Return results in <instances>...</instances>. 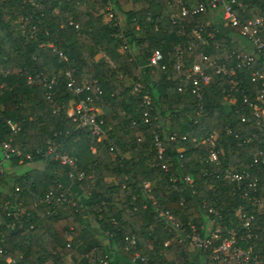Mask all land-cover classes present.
<instances>
[{
	"label": "trees",
	"instance_id": "obj_1",
	"mask_svg": "<svg viewBox=\"0 0 264 264\" xmlns=\"http://www.w3.org/2000/svg\"><path fill=\"white\" fill-rule=\"evenodd\" d=\"M31 1L0 0V140L20 151L6 159L0 148V264L9 256L12 264H112L105 247L88 240L91 229L132 264H201L160 211L200 231L213 207L223 229L244 230L239 206L252 216L250 239L264 257V165L254 160L264 151V126L248 113L260 90L251 71L263 59L233 75L210 69L203 110L183 78L201 54L235 66L236 54L249 48L239 27L217 9L176 16L180 1L191 8L200 0ZM237 13L242 22L262 15L264 38V0H244ZM155 48L165 69L152 72ZM66 71L74 87L90 89L75 93ZM86 95L98 97L100 140L67 114ZM215 131L220 165L209 162L202 143ZM62 154L75 167L62 164ZM225 169L248 171L255 186L238 188ZM47 193L74 204L47 202ZM136 253L147 261H133Z\"/></svg>",
	"mask_w": 264,
	"mask_h": 264
},
{
	"label": "built area",
	"instance_id": "obj_2",
	"mask_svg": "<svg viewBox=\"0 0 264 264\" xmlns=\"http://www.w3.org/2000/svg\"><path fill=\"white\" fill-rule=\"evenodd\" d=\"M243 2L244 0H200L196 2L195 5H192L191 8H188L187 5L180 1L181 6L176 16H182L188 13L194 14L206 11L207 9H217L220 11L223 21L239 27L240 37L249 44V48L236 54L237 63L235 66L232 65L226 67L224 64L209 61L206 55L201 54L199 58L193 61L191 66L185 69V75L183 78L191 82V91L196 97L199 109L203 110V102L205 99L201 86L210 81V74L208 72L210 69H212L214 73H226L227 75H233L237 67H250L260 58L263 59V61L258 65L253 66L251 71L252 80L257 81L260 90L255 95L254 101L249 103L250 110L248 113L256 119L254 123L255 125L264 126V38L259 35L261 31L260 28L263 23V16L261 15L242 22L239 19L237 12ZM189 47H191V45ZM174 55L179 58L182 57L183 51L180 46L175 47ZM162 60L163 53L160 49L155 48L151 51V55L148 57L147 65L151 68L152 72L155 71V69L164 70L165 64ZM175 67L181 69V61H177ZM66 76L67 86L71 87L75 93H82L84 90L90 89L89 85L74 87V79L71 76V71H66ZM179 89H181V87H179ZM98 91L100 92L101 90L98 89ZM97 99V95L93 97L91 95H86L75 102L68 109L67 114L77 122L79 127H86L90 130V133L97 138V140H100L102 134L104 133V119L99 116V111L95 103ZM144 101L145 103H149V97L145 96ZM247 116V114L243 113L240 116L241 120L246 121ZM10 123L14 128L15 124L12 122ZM228 132H232V130H228ZM218 137V133L215 131L202 140V143L207 145V156L209 162L215 165H220L219 149H217ZM157 145L158 152L161 155L163 150L162 146L160 143H157ZM0 148L3 152L4 158L6 159L13 153H16L17 155L20 154L19 150L12 147L11 144L5 140H0ZM254 156L255 162L260 159V163L264 165V151L262 149L255 151ZM59 159L62 164H68L75 167L74 159L67 154H62ZM2 174L3 171L0 169V178ZM225 174L226 178L230 181L236 182L238 188H240L241 185L245 187L243 181L248 182L250 186H255V181L257 179V177L251 178L249 172L245 170L239 171L236 169H225ZM82 176L83 173H80L78 178H81ZM185 180L188 183H191V178L189 176H185ZM173 188H176V184L174 183ZM144 189L148 193L151 191L149 182H144ZM15 190H18V187H15ZM246 194L247 192H245V195ZM53 199L56 202L68 201L74 204L72 198H67L62 193L56 195L55 197H53L51 193H47L43 198V200L47 202H50ZM208 211L213 216L208 218L206 225L203 226L200 231L195 223L189 222L186 225H182L181 223L175 221L173 215L168 210L160 211V214L164 215V217L170 221L174 233L180 242H185L189 245L192 251L200 252L201 264H264V257H261L256 252L253 242L250 239L252 216L248 215L243 210V207H238L236 215L238 217V221L241 223V228H244V230H240L238 225L232 226L229 229L226 227L223 229L217 221V219L221 218V214L218 210L213 207H209ZM223 231H226L228 236L222 235ZM129 242L134 244V238H129ZM166 243H168V241ZM1 252L2 250L0 249V254ZM135 258H139L145 262L147 261L146 256H140L138 253L135 254V257L132 260L134 261ZM13 262L14 259L12 257L9 256L6 258L7 264H12Z\"/></svg>",
	"mask_w": 264,
	"mask_h": 264
},
{
	"label": "crops",
	"instance_id": "obj_3",
	"mask_svg": "<svg viewBox=\"0 0 264 264\" xmlns=\"http://www.w3.org/2000/svg\"><path fill=\"white\" fill-rule=\"evenodd\" d=\"M8 185L11 186L12 182H9ZM92 224H93V227H96L98 225L94 221L92 222ZM88 236H89L88 240L89 239L90 241L93 240V242L96 241L105 247V249L108 251L109 260L112 264H132V262L129 261L124 256L116 255L115 251L112 249V246L109 244L108 239L106 238L104 234L96 232V230L94 229L93 230L91 229L90 232L88 233ZM82 246H84V244Z\"/></svg>",
	"mask_w": 264,
	"mask_h": 264
},
{
	"label": "rangeland",
	"instance_id": "obj_4",
	"mask_svg": "<svg viewBox=\"0 0 264 264\" xmlns=\"http://www.w3.org/2000/svg\"><path fill=\"white\" fill-rule=\"evenodd\" d=\"M117 15H118V16H119V18H120V22H121V24H123V23H124V20H123V18H124V15H123V13H122V12H118V14H117ZM107 17L109 18V17H110V15H108V16L106 15V18H107ZM0 155H1V154H0ZM33 164H34V163H33ZM29 165H32V163H30ZM36 165H37L38 167H39V166H41V164H40V163H37ZM4 166H5V168H7V167H6L7 165H4ZM23 169H24V167H22V168H19V170H18V171H19V172H21V171H23ZM188 246H189V245H188ZM189 249L192 251V249H191L190 247H189Z\"/></svg>",
	"mask_w": 264,
	"mask_h": 264
}]
</instances>
